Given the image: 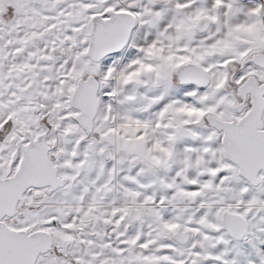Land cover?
<instances>
[{
	"label": "snow or ice",
	"instance_id": "obj_1",
	"mask_svg": "<svg viewBox=\"0 0 264 264\" xmlns=\"http://www.w3.org/2000/svg\"><path fill=\"white\" fill-rule=\"evenodd\" d=\"M0 264H264V0H0Z\"/></svg>",
	"mask_w": 264,
	"mask_h": 264
}]
</instances>
